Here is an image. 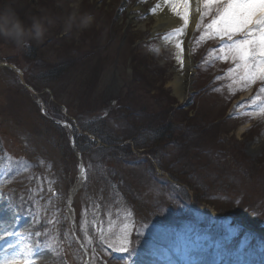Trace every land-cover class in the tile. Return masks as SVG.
I'll return each mask as SVG.
<instances>
[{
    "label": "rangeland",
    "instance_id": "obj_1",
    "mask_svg": "<svg viewBox=\"0 0 264 264\" xmlns=\"http://www.w3.org/2000/svg\"><path fill=\"white\" fill-rule=\"evenodd\" d=\"M28 1L0 0L26 25L37 18L45 28L43 39L24 50L0 40V63L23 69L27 83L39 93L33 96L24 88L19 72L0 67V224H6L8 233L14 225L23 233L9 238L11 255L25 261L31 251L36 264H55L57 257L60 264H264V114L256 107L264 94L253 104L264 85L238 82L228 71L232 61L211 51L220 41L203 36L202 26L192 37L198 63L190 92L179 101L171 87L177 74L172 43H165L171 30L155 33L154 19L135 8L139 0H81L80 13L94 17L93 26L82 32H65L71 12L67 6ZM148 1L155 3L144 0L145 12ZM62 65L59 78L45 85L41 78ZM185 105L189 133L203 134L208 128L197 143L210 146L211 136L219 137L220 154L231 166L225 168L227 175L220 166H210L196 175L187 170L185 177L173 176L174 147H165L158 162L142 148L150 134L140 132L149 128L153 113ZM173 115L183 127L185 116ZM57 121L76 126L82 137L75 141L83 148L86 179L74 198V222L68 200L79 180V162L71 127L64 130ZM87 128L104 139L135 142L105 146V152L91 136L84 139ZM233 149L246 155L244 165H233ZM251 165L263 168L258 178L248 173ZM217 172L229 177L227 187L204 180ZM186 179L198 182L199 196L208 204L188 201L194 191ZM8 196L30 217L22 221ZM186 207L191 215L186 216ZM202 208L223 216L207 217ZM126 225L129 251H116ZM102 234L113 248L104 245ZM134 247L148 252L130 257Z\"/></svg>",
    "mask_w": 264,
    "mask_h": 264
},
{
    "label": "snow or ice",
    "instance_id": "obj_2",
    "mask_svg": "<svg viewBox=\"0 0 264 264\" xmlns=\"http://www.w3.org/2000/svg\"><path fill=\"white\" fill-rule=\"evenodd\" d=\"M162 5L176 18L177 26L173 27L171 36L176 38L175 47L179 50L177 60L181 67L184 60L180 53L185 49L184 41L180 38L187 34L191 18L194 28L199 30L203 26V36L220 41L221 46L211 51L220 53V59L232 61L234 67L228 71L235 74L238 82L245 85L259 82L264 85V0H161L150 8L151 13L156 15L157 10L164 12L165 7ZM261 94H264V86L259 88L253 98L254 105ZM256 107L264 114V102ZM35 235L39 237L41 233L37 231ZM101 241L107 248H113L103 234ZM131 243L126 225L119 237V247L115 250L128 252ZM33 255L30 251L24 264H36ZM0 264H20V258L18 255L6 254L0 257Z\"/></svg>",
    "mask_w": 264,
    "mask_h": 264
},
{
    "label": "trees",
    "instance_id": "obj_3",
    "mask_svg": "<svg viewBox=\"0 0 264 264\" xmlns=\"http://www.w3.org/2000/svg\"><path fill=\"white\" fill-rule=\"evenodd\" d=\"M3 1V0H2ZM28 1V0H27ZM30 3V5L32 4V1L29 0L28 1ZM53 2H56L55 0H53ZM5 4V3H4ZM56 4V3H54ZM48 17V16H47ZM46 17V18H47ZM50 18V17H49ZM48 18V20H49ZM65 59V56L64 58ZM63 66V65H62ZM64 66L61 67V69H56V72L54 71V73L50 74L49 76H45L47 78H41L42 81L45 83V85L48 82H51L52 80H56L58 73L62 72V70H64ZM168 96H170V94H168ZM173 105V104H172ZM168 110V111H167ZM179 110L177 107L173 106V108L170 109V107L164 111H160V112H155L153 113L152 117H151V122H148V125L146 129V131H141L140 133H147L149 132L150 137H145L147 138V142L146 144H142V142L140 144H142V148L146 149L149 151V153L151 154V156H153L155 159H158V154L165 148V147H174L177 150L178 155H176V160L175 162H173L172 167L173 169H176V173H172L173 176H177L176 174L182 175L185 177V175H187V170H189L190 174H197V172L201 171L202 169H206L210 166H220L221 169L223 171H225V175H227V171L225 170L228 169V167H231L229 162H225L224 159V155L221 156L220 154V145H219V137L216 135V133L214 134L215 136L211 138L213 139L211 145L209 146L208 144L204 145H200L199 143H197V140H201L202 138H205V136H207L206 131L208 130V128H205L203 131V134L200 132H194L192 134L189 133V129L187 127L188 124L185 123V119H189V114L186 113V111L182 110V112L177 111ZM178 112L183 114V117L185 116V118H181L182 120V124L184 125L183 127L178 126L174 121V115L173 113ZM153 121V123H152ZM190 125V124H189ZM212 127V124L210 125V129ZM144 128V127H143ZM140 130V129H139ZM98 133V136L101 138V140L104 141V143H106L107 145H119L120 143H122L123 141H114L112 139H104L103 138V134L102 133ZM137 144V145H140ZM102 151H107V149H100ZM234 150V155L235 157H233V165L238 167V162L241 163V165H244V162L247 160L246 155H244V153L242 152V150L238 149H233ZM129 156L132 155L133 153H128ZM205 154H207L206 156H204ZM243 158V160L241 159V161H238V159H240L241 157ZM215 160V161H214ZM179 163H184L183 166H180ZM247 164H252L250 162V160H248ZM257 165V164H256ZM256 165H251L252 167L248 170V173H253L255 176H257V178L260 175V172L262 171L263 168L258 167ZM240 167V166H239ZM235 169V168H233ZM236 170V169H235ZM237 171V170H236ZM225 175H220L218 172L214 175H207L206 178H204V180L207 179H211V182L213 184H216L217 182H219L222 186L227 187L226 182H230V180L227 181V177H224ZM200 179V178H199ZM183 180V179H182ZM191 187V190L194 191V200H196V202L200 203V204H204L206 200H203L202 198H200L199 196V192H198V182L194 181L193 179H186ZM201 182L203 183V180L200 179ZM184 181V180H183ZM128 187L129 185L126 184ZM127 187V188H128ZM200 191V190H199ZM201 192V191H200ZM209 191L206 194V197L208 196ZM131 196V195H130ZM187 194L184 193V197H186ZM133 197V196H131ZM130 197V198H131ZM132 199V198H131ZM186 211V210H185ZM184 211V212H185ZM186 213V212H185Z\"/></svg>",
    "mask_w": 264,
    "mask_h": 264
},
{
    "label": "clouds",
    "instance_id": "obj_4",
    "mask_svg": "<svg viewBox=\"0 0 264 264\" xmlns=\"http://www.w3.org/2000/svg\"><path fill=\"white\" fill-rule=\"evenodd\" d=\"M81 0H56L59 8L71 9L65 21V32H82L90 29L94 23L91 14L80 13ZM45 35V28L40 19L32 18L28 26L15 13L10 4L0 6V40L7 41L17 50L28 48L33 42H39Z\"/></svg>",
    "mask_w": 264,
    "mask_h": 264
},
{
    "label": "bare ground",
    "instance_id": "obj_5",
    "mask_svg": "<svg viewBox=\"0 0 264 264\" xmlns=\"http://www.w3.org/2000/svg\"><path fill=\"white\" fill-rule=\"evenodd\" d=\"M160 2H161V0H160ZM162 7H165L164 12H160L159 10H157V14L156 15L152 14V17H151L152 19H154V24H153L152 28H153V30H155V32H157V31L164 32V31H167L168 29L172 30L174 26H177L176 25V18H174L173 14L166 8V6L162 5ZM193 14H195V13H193ZM191 29H192V23L190 20L189 28L187 30V34L184 37H181V39H183V41H184L183 47L185 49L183 53H180L181 57L184 60V65L182 68H184V70L187 71V73L183 74L182 72H179L178 73L179 75H177L178 77H176V79H174L171 82L174 93L177 94V97L180 99V101H181V99L185 98L188 95L187 91H188L189 85L191 83L190 82L191 81V77H190L191 65H190V61L188 60L189 56L186 57L187 53H188V50H186L187 44L189 41L188 37H189V33H190ZM165 40H166L165 43H168L169 41L172 42L173 48L175 50V55L177 58L179 50L175 47L176 38L172 37L171 34H168V36L165 37ZM244 128L245 127H242L240 130L243 131ZM70 214L72 215L71 207H70ZM5 226H6V224L4 226L0 224V243L1 244H3L5 242L4 235H6V233L9 231L8 230L9 228H6ZM10 229H12V226ZM7 244L8 243H6V248L2 251V253H0V257H3L6 254L11 256L12 251H10V248H8ZM20 264H24V261L20 260ZM147 264H150V263H147Z\"/></svg>",
    "mask_w": 264,
    "mask_h": 264
},
{
    "label": "water",
    "instance_id": "obj_6",
    "mask_svg": "<svg viewBox=\"0 0 264 264\" xmlns=\"http://www.w3.org/2000/svg\"><path fill=\"white\" fill-rule=\"evenodd\" d=\"M193 5H195V4H193ZM193 11H194V9H193ZM191 34H192V32L190 33V36H191ZM190 60H191V62L193 61V60L191 59V57H190Z\"/></svg>",
    "mask_w": 264,
    "mask_h": 264
}]
</instances>
